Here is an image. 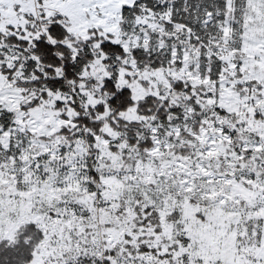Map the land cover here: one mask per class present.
<instances>
[{
    "label": "snow or ice",
    "instance_id": "1",
    "mask_svg": "<svg viewBox=\"0 0 264 264\" xmlns=\"http://www.w3.org/2000/svg\"><path fill=\"white\" fill-rule=\"evenodd\" d=\"M0 264H264V0H0Z\"/></svg>",
    "mask_w": 264,
    "mask_h": 264
}]
</instances>
